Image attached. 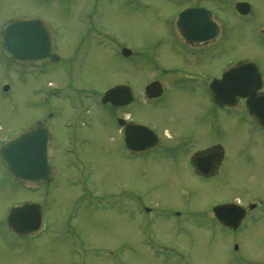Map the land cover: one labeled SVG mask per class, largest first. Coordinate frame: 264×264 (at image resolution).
<instances>
[{"label": "rangeland", "instance_id": "374dc122", "mask_svg": "<svg viewBox=\"0 0 264 264\" xmlns=\"http://www.w3.org/2000/svg\"><path fill=\"white\" fill-rule=\"evenodd\" d=\"M247 1L252 9L242 19L234 14V0H0V26L11 16L44 18L57 30L60 53L73 58L70 72L61 61L46 62L36 74L25 73L0 44V138L50 112L61 143V124L72 111L63 98L50 93L54 89L102 91L132 74L140 92L155 74L163 79L167 71L162 68L175 67L177 58L159 38L170 36L175 10L185 3L215 8L221 29L214 43L224 49H216L213 72L217 75L230 55L248 59L261 69L264 85V0ZM85 28L98 31L99 39L74 53L73 43ZM121 45L133 50V65L120 55ZM4 85L9 88L5 92ZM201 94L190 98L181 89H169L156 106L139 102L131 110L135 119L167 128L175 138L185 137L190 152L204 143H221L226 158L217 176H195L177 153L169 160L153 155L130 160L114 121L103 110L98 114L93 103L90 126L79 127L72 155L82 169L68 166L70 159L62 151L66 145L57 143V169L47 184V198L40 194L46 188L33 194L0 174V264H264V132L249 122L242 100L230 114L214 108L213 115L203 118L199 100L206 104L201 98L206 95ZM175 174L177 180L172 179ZM128 191L151 212L142 213L137 206L132 212ZM31 198L44 205L47 227L36 237H15L6 226L7 211ZM236 200L255 206L240 229H224L210 208ZM172 210L181 211L186 221Z\"/></svg>", "mask_w": 264, "mask_h": 264}, {"label": "water", "instance_id": "95a60500", "mask_svg": "<svg viewBox=\"0 0 264 264\" xmlns=\"http://www.w3.org/2000/svg\"><path fill=\"white\" fill-rule=\"evenodd\" d=\"M236 8L241 13L248 12V2L239 1ZM210 11L203 7H186L178 13L176 25L181 35L188 41L207 39L217 33L216 25L210 19ZM0 38L3 51L16 61L25 63H39L44 59L57 60L53 29L42 18L36 16H14L8 19L0 29ZM130 50L123 48L122 53L128 55ZM261 74L258 67L249 60H242L237 64L228 65L220 78L210 82L209 88L212 98L220 105L234 104L239 97L245 98L249 113L264 128V92ZM7 85L3 86L6 90ZM127 86L117 85L105 91L103 100L119 101L125 103L130 100ZM161 92L160 84L153 81L146 86L149 97L157 96ZM146 132L141 125L127 128V140L133 148L144 145L142 135ZM155 139L154 137H150ZM50 133L43 122L37 121L35 125L12 135L0 145V160L4 171L11 177L28 184L47 182L51 177V164L49 159ZM151 142H147L149 144ZM216 159L207 156L198 157L195 153L191 162L195 171L200 174H210L216 171L221 159L222 147H212ZM210 157V154L208 155ZM213 157V158H214ZM215 216L225 225L235 228L239 225L243 215V208L235 203L217 204L213 207ZM9 227L17 233H33L41 226L40 207L37 203L25 202L10 208L7 215ZM237 247L236 245L234 246Z\"/></svg>", "mask_w": 264, "mask_h": 264}, {"label": "flooded vegetation", "instance_id": "af4514ba", "mask_svg": "<svg viewBox=\"0 0 264 264\" xmlns=\"http://www.w3.org/2000/svg\"><path fill=\"white\" fill-rule=\"evenodd\" d=\"M237 0H234V2ZM188 5V4H187ZM191 5L194 6H200L199 4L192 3ZM205 5V4H204ZM242 16V15H241ZM212 18L215 20V17L212 15ZM175 19V18H174ZM173 19V24L171 26V30H169L170 36L166 37L163 36L159 38L161 42L166 43L167 47L170 50V55H175L177 58V65L172 68H162L165 71H167L164 76L162 77L163 79L159 78L161 75H154L157 78L153 79H158L161 82L162 86V94L159 97L156 98H146L144 94V85L142 91L138 92L135 90L134 85V75L132 74H127V76H124L122 79L117 80L113 85L117 84H126L130 87V91L132 93V97L129 100L128 103L124 105H119V103L112 104L110 102H102V93L101 91H96L95 89H87L85 88H72L66 91L60 90H52L50 93L54 96H58L60 98H63V101L66 104H69L70 109L72 111V117H69L68 119L64 120L63 123L61 124V128L63 127V132L64 137L60 140L61 143L57 141V130L60 129L57 127L56 122H52V120L55 118L54 113H46L45 116H42L41 119H45L47 122V125L50 127L51 132H52V137H51V150H52V161L53 164L55 165V159H56V153H57V143L62 145H66V147H63L62 151L64 152L66 159L69 158L70 161L68 162V166L73 168V163H76L78 168L80 170L82 169L80 163L77 161L78 159H75L72 155H74L75 147H77L74 144H78L76 140L78 139V133H79V127L84 126H90V120L92 118V113H91V108L92 104L94 103L97 110L98 114L99 112L104 111V115H106L109 119H112L115 123L113 126L114 131L116 132V135L118 137V140L121 141V144L126 152V156L129 157L130 160H136L140 158H147L150 155H153L155 158L160 157V158H165V159H174L176 157V153L180 159H184L185 162H187L190 172L193 173L195 176L202 178L203 180H208L212 178V176H201V175H196L193 171V167L189 162V144L184 145L183 141L185 137L182 138H175V136L170 133L167 128H164L162 130H158V140L155 145L152 147L146 149L143 152H134L130 148L127 147L126 143L124 142L123 135H122V130L124 127V124L131 122V121H137L138 119H135V117L132 115V105H134L137 102H143L145 104H152V103H158L159 99L163 94H165L166 91L169 89H175V90H182L186 92L187 94H190V98H192V93L201 91V95H206V96H201L203 100L206 101V104H202V101L199 100V115H201L203 118H206L210 115H213V110H214V104H211L209 101V90H208V84L210 80L217 76L214 72L213 69H211L212 66H215V58L217 56V47L218 45L214 43V40L216 36L209 38L208 40L204 41H199V42H192L189 43L185 38H182L181 35L179 34L178 29L175 26V20ZM219 25L218 28V33L219 30L221 29ZM168 34V35H169ZM100 36V33L94 29L90 28H85L83 29L82 33L78 34L76 37V42L73 43V50L74 53L76 51H80L81 48L85 44L91 43L92 42H97L98 37ZM262 39H264V34L261 35ZM226 39V37H225ZM224 40V39H223ZM55 42H56V52H59V45L60 43L58 42V34L55 33ZM123 45L120 46V48ZM219 51L223 53L224 46L222 44ZM174 51H177L176 53ZM221 53V54H222ZM74 56V55H73ZM230 55L229 59L227 62L231 61V59H234L235 61L238 60V58L231 57ZM71 57V58H70ZM125 60L128 61V65H133L135 63L134 61V53L131 51V53L128 56H122ZM191 58H194L195 60H198L201 58L199 61H194L191 60ZM73 60L71 53L67 56H63L59 58L58 61L52 62V63H58L63 61L64 66H66L65 71H69L71 69V61ZM153 60V59H152ZM46 62H51V61H44L42 62L39 66H28L31 71H36L40 69ZM158 66V65H157ZM150 78V77H149ZM152 78L148 79L146 82L152 80ZM145 82V83H146ZM165 82V86L163 84ZM133 83V84H132ZM108 86V87H110ZM89 90V91H88ZM63 96V97H62ZM141 98H143L141 100ZM89 103V108L87 110H83L84 104ZM212 119H214L213 116H211ZM123 119V120H122ZM122 122L124 124H122ZM175 138V139H174ZM199 141L196 139V142ZM1 142V140H0ZM79 142L81 140L79 139ZM82 142L85 143V139L83 138ZM214 143V142H212ZM212 143H204L202 145H199L195 150L199 149H204L211 145ZM224 160V159H223ZM219 165L218 172L216 174H219L222 169V164ZM85 168V166H84ZM56 167H55V172H56ZM74 170V169H73ZM1 176H5L3 173V170L1 168L0 171ZM215 174V175H216ZM175 178L172 176V179L177 180L178 175H174ZM40 188V186L35 187L33 190L37 191ZM86 191H88L86 187ZM126 195L129 198V206L131 205L132 207L135 206L136 204V196L134 191H128ZM25 200V199H24ZM145 205L143 206V209H145ZM178 211H174L177 215L179 214Z\"/></svg>", "mask_w": 264, "mask_h": 264}]
</instances>
